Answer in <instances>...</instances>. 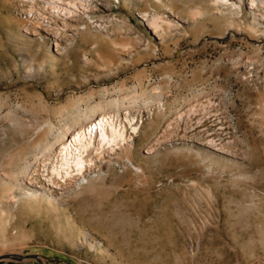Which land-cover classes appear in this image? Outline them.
<instances>
[{"label": "rangeland", "instance_id": "rangeland-1", "mask_svg": "<svg viewBox=\"0 0 264 264\" xmlns=\"http://www.w3.org/2000/svg\"><path fill=\"white\" fill-rule=\"evenodd\" d=\"M31 3L0 0V260L264 264V0Z\"/></svg>", "mask_w": 264, "mask_h": 264}, {"label": "bare ground", "instance_id": "bare-ground-1", "mask_svg": "<svg viewBox=\"0 0 264 264\" xmlns=\"http://www.w3.org/2000/svg\"><path fill=\"white\" fill-rule=\"evenodd\" d=\"M41 1L45 3V8H44L45 12L44 13L51 14L52 16L55 15L59 19L67 18L68 20H74L75 18H70L74 14L78 15L80 13L81 15L90 16L93 12L91 9V6H92L93 2L96 0H41ZM158 1H160V0H158ZM226 2H227V0H226ZM31 4H33V3H31ZM39 6H40V4H39ZM35 12H36V10H35ZM44 13H43V15H44ZM38 14H39V12H38ZM39 17H42V16H39ZM45 17H48V16L46 15ZM147 19L149 21V25H148L149 28L152 30V32L155 35L158 34L159 38H161L160 35L162 34L164 27H163V24L161 23V21L159 20V18L157 16L153 15L152 17H147ZM38 20L41 24H44V25L46 24V25H49L48 27H51L50 26L51 23L48 21L49 19L46 20L45 18L40 19L37 17V22H38ZM68 20H60L58 22L54 21L52 23L63 24V32H67L68 29H67L66 24L69 22ZM46 21L49 22L50 24L49 23L47 24ZM39 27L42 28V26H39ZM76 28H77V25L72 26V29H76ZM56 45H58V44H56ZM97 125H98V123L91 125L88 129L89 132L91 131L90 129L92 127H93L92 131L95 128H98ZM99 125H100V123H99ZM105 126L101 129V132L99 133V135H97L95 137L91 136L89 141L83 142L84 138H82L83 141L80 140L79 142L77 141L75 144H73L72 147L69 149V150H73V152L70 153V156L69 155L66 156V162H64V164L74 163L76 167H79L78 170L80 172H83L85 166L87 165L86 157L91 154V150H95L96 148H98L97 146L99 144H104L105 142L108 143V142H111V140H114L113 139L114 136H112L113 133L110 132L109 128L105 127ZM134 131H139V126L134 127ZM121 136L123 137V140H124L123 143L126 144L127 142H126V139L124 137V132L121 134ZM130 162L132 163V161H130ZM76 175H78V174H76ZM73 177H70V178L72 179ZM62 180H67V177H64ZM81 181H83V180H81Z\"/></svg>", "mask_w": 264, "mask_h": 264}, {"label": "built area", "instance_id": "built-area-1", "mask_svg": "<svg viewBox=\"0 0 264 264\" xmlns=\"http://www.w3.org/2000/svg\"><path fill=\"white\" fill-rule=\"evenodd\" d=\"M35 2V3H37V2H39V0H23V2H22V0H19V3H21V5H30L31 4V2ZM109 119V118H108ZM108 119H104V120H102V122H101V126L100 127H98V128H95L92 132H89V133H86V135L84 136V137H82V138H84V139H86V138H89L90 136H93V137H95V136H97V134H99L100 133V130L103 128V126L104 125H108ZM216 141V140H215ZM76 143V142H75ZM217 143V142H216ZM218 144V143H217ZM0 264H16V263H14V262H12V261H8V262H3L2 260H0Z\"/></svg>", "mask_w": 264, "mask_h": 264}]
</instances>
